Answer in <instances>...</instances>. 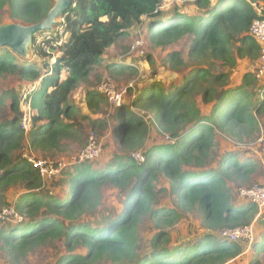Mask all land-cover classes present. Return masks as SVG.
I'll use <instances>...</instances> for the list:
<instances>
[{
  "label": "trees",
  "instance_id": "obj_1",
  "mask_svg": "<svg viewBox=\"0 0 264 264\" xmlns=\"http://www.w3.org/2000/svg\"><path fill=\"white\" fill-rule=\"evenodd\" d=\"M55 1L0 0V11L5 10L11 20L33 24L47 16ZM76 1L77 6L66 11L64 45L56 50L52 47L51 52L31 46L37 58H45L44 72L35 63L21 61L10 48L0 47V77L17 75L39 83L28 98L35 110L29 132L22 126L21 97L15 92L0 94V220L24 217L0 229L3 248L20 258L60 240L69 254L57 264H228L240 258L246 249L241 241L221 240L217 233L250 225L256 219L259 207L251 202L238 206L230 185L231 181H250L257 164L251 158L239 160L238 153L232 152L218 167L195 168L211 157L217 132L240 137L260 130L264 83L256 71L245 73L241 84L230 85V73L215 71L214 65L221 62L234 67L239 58L260 59L261 45L251 28L255 20L264 18L254 5L263 6L264 0H182L186 4L176 2L172 10L164 8L165 0ZM137 25L147 30L155 46L192 36L189 74L170 87L153 81L137 93L136 102L124 100L116 106L113 132L122 151L105 167L97 169L90 161L75 164L68 172L69 191L64 196L37 191L44 178L23 157L27 140L34 149L54 150L62 140L75 136V121L70 120L79 109L70 102L73 92L103 62L107 50ZM54 56L56 61L51 63ZM167 63L179 71L188 62L174 51ZM109 68L113 75L134 71L117 63ZM196 94L209 112L197 106ZM7 97L11 116L3 120ZM86 97L90 107L107 100L96 90L88 91ZM149 120L176 141L152 145L144 159L137 160L134 154L146 146L151 130ZM162 178L168 186L161 187ZM19 182L26 190L12 204L7 191ZM105 187L124 195L123 208L94 223L87 217L99 209ZM160 192H170L174 206H157ZM11 208L13 213L4 212ZM197 209L203 213L205 232L196 242L173 245L170 229ZM148 219L155 233L149 251H141L140 226ZM79 246L86 253H77ZM256 247L264 252V239ZM258 262L254 259L252 264Z\"/></svg>",
  "mask_w": 264,
  "mask_h": 264
},
{
  "label": "rangeland",
  "instance_id": "obj_2",
  "mask_svg": "<svg viewBox=\"0 0 264 264\" xmlns=\"http://www.w3.org/2000/svg\"><path fill=\"white\" fill-rule=\"evenodd\" d=\"M176 2L181 6L186 4L182 0H165L164 8L172 10ZM186 8H188V12L193 9L191 6ZM0 21L6 23L15 20H11L8 13L3 10L0 11ZM130 32L129 35L120 38L107 50L103 62L93 68L88 80L81 82L73 92L70 102L79 109L75 119L70 120V122L75 121V136L62 140L60 148L54 150L34 149L27 140L24 151H27L30 156H34L35 159L41 158L47 160L50 169H52L50 174L42 175L44 184L37 191H43L44 193L52 191L55 195L59 196L67 194L69 191L68 172L73 170L75 164L82 162L80 156L83 151L91 145L93 140L102 145L101 154L96 159L90 161L97 169L105 167L110 159L122 151L113 132L114 121L112 117L116 114V107L110 103L106 96H104L107 99L106 101L101 102L97 107H90L86 97L88 91L96 90L102 81L111 78V86L115 92L122 93L124 100H133L136 102L138 100L137 93L153 81H159L162 85H168L167 87H170L169 84L172 82L182 83L189 74V53L193 41L192 36H185L178 42L168 46H155L150 41L147 30L142 29L140 25H137ZM174 51H179L183 59L188 62L187 65L182 66L179 71H174L167 63L168 55ZM35 55L36 54L32 53L30 50L29 56L22 58L23 60L21 59V61L25 60L35 63L44 72L45 67L43 63L45 58H37ZM56 55H59V52L56 51ZM56 58L57 57L54 56L51 63L55 62ZM112 63H117L118 67L128 65V67L134 68V71L127 69L120 74L113 75L109 68V65H112ZM259 63L260 61L258 59L253 60L249 57H244L239 58L234 67L218 62L217 65H214V70L228 71L230 73V85H239L243 82L245 73L248 71H256L259 67ZM38 85L39 83L35 84L17 75L0 77V94L15 92L22 99L24 113L22 121L27 113L31 117L35 112L28 98L30 93L38 88ZM259 93L258 95L260 96ZM194 99L197 101V106L200 107L203 112L207 113L210 111L209 106L203 102L200 95L196 94ZM6 101L7 105L1 117L3 120L11 116L9 110L11 100L7 97ZM133 109L138 111L137 106H133ZM259 122V132L251 136L243 134L240 137H228L221 132H217L215 148L211 157L206 160L205 165L195 168V170L200 171L218 167L223 157L232 152L238 153L239 160H246L247 158L253 159L257 164V168L251 180L248 182H243L241 180L231 181L230 186L236 204L246 202L237 197L239 188L250 186L254 183L264 182V115L259 116ZM149 125L151 130L146 139V146L139 152L144 153L150 146L155 144L175 143L176 140H172L170 137L160 132L155 122L149 120ZM18 154H21V151L16 153V155ZM22 154L24 157L23 150ZM162 181L163 182L160 183L161 187L169 185L163 178ZM25 190L26 189L20 182L12 186L7 191L10 202L13 204L18 201ZM174 199V196L170 192H160L156 205L172 207L174 206ZM124 200V195H122L118 189L105 187L103 190L102 204L93 217H87V219L96 223L107 215H115V211L123 208ZM260 211V218H256L257 227H259L257 228L258 230L253 243L241 241L246 248L245 252L240 258L228 264H252L254 259L259 260L258 264H264V252L256 247V243H258L256 242L257 238L264 235V226L261 223L263 226L261 227L259 223L261 220H264V208L259 209V212ZM23 219L24 217L21 215L6 220L1 218L0 229H8L9 226L21 222ZM153 226L150 219L144 220L140 226L141 251H149L150 249V241L155 233ZM170 230L174 243L173 245H177V241L186 243L189 241H192V243L196 242L205 232L203 226V213L199 209L190 212L176 227ZM76 252L86 253V249L79 246ZM68 254L69 251L64 246V243L60 240H56L36 247L31 250L27 256L15 258L13 254L3 248L2 241H0V264H57L59 259Z\"/></svg>",
  "mask_w": 264,
  "mask_h": 264
},
{
  "label": "built area",
  "instance_id": "obj_3",
  "mask_svg": "<svg viewBox=\"0 0 264 264\" xmlns=\"http://www.w3.org/2000/svg\"><path fill=\"white\" fill-rule=\"evenodd\" d=\"M260 13H264V5L259 6L257 3L254 4ZM77 1L72 0L70 7H76ZM69 7V8H70ZM66 12L57 19V23L53 26L52 31H43L38 34L33 41L38 47H41L43 50L47 52H51L52 47L56 50L64 45L66 42V29H67V21H66ZM251 34L256 38L258 43L261 45V56L259 67L256 70V74L259 80L264 82V18H260L255 20L253 26L251 28ZM97 92L106 96V98L110 101L112 105L120 106L124 99L123 94L115 92L113 87L111 86V78H107L102 81L98 87ZM28 114V113H27ZM25 115V118L22 121V126L26 132H29L31 129V117ZM93 139V138H92ZM24 157L28 158L41 172L42 175L50 174V165L47 160H43L41 158H36L34 156H30L27 151H24ZM102 151V145L93 140L91 145L87 149H85L80 156V160L83 161H92L96 159ZM134 157L137 160L144 159V153L137 152L134 154ZM237 197L246 202H251L256 204L259 209L264 208V182L262 183H254L250 186L241 187L237 191ZM14 210H5V213H13ZM219 238L221 240L236 242V241H247L248 243H253L256 236V227L255 222L246 226H239L236 228H227L218 233Z\"/></svg>",
  "mask_w": 264,
  "mask_h": 264
},
{
  "label": "water",
  "instance_id": "obj_4",
  "mask_svg": "<svg viewBox=\"0 0 264 264\" xmlns=\"http://www.w3.org/2000/svg\"><path fill=\"white\" fill-rule=\"evenodd\" d=\"M72 0H56L47 16L38 23L6 22L0 24V47H8L22 58L30 54L34 38L43 31H52L57 19L70 7Z\"/></svg>",
  "mask_w": 264,
  "mask_h": 264
},
{
  "label": "crops",
  "instance_id": "obj_5",
  "mask_svg": "<svg viewBox=\"0 0 264 264\" xmlns=\"http://www.w3.org/2000/svg\"><path fill=\"white\" fill-rule=\"evenodd\" d=\"M242 203H243V202H242ZM242 203H239V204H237V205L239 206V205H241ZM260 215H261V211L257 214V217H256V218H260ZM259 221H260V220H259ZM259 221H258V222H259ZM254 222H255V227H256V232H257V230H258L257 228H258L259 226L257 227V220H256V219L254 220ZM259 223H260V226H261V227L264 226V220H261ZM261 223L263 224V226L261 225ZM263 239H264V235L261 236V237H259V238H257V241H256V242H259V241H261V240H263Z\"/></svg>",
  "mask_w": 264,
  "mask_h": 264
}]
</instances>
